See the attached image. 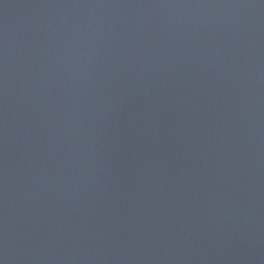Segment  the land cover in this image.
Masks as SVG:
<instances>
[{"label":"water","instance_id":"1","mask_svg":"<svg viewBox=\"0 0 264 264\" xmlns=\"http://www.w3.org/2000/svg\"><path fill=\"white\" fill-rule=\"evenodd\" d=\"M0 264H264V0H0Z\"/></svg>","mask_w":264,"mask_h":264}]
</instances>
